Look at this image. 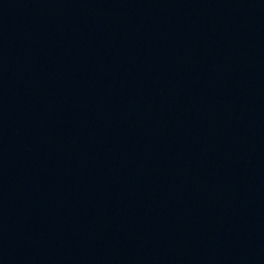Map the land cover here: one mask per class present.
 I'll return each mask as SVG.
<instances>
[{
  "label": "water",
  "instance_id": "obj_1",
  "mask_svg": "<svg viewBox=\"0 0 264 264\" xmlns=\"http://www.w3.org/2000/svg\"><path fill=\"white\" fill-rule=\"evenodd\" d=\"M0 264H264V0H0Z\"/></svg>",
  "mask_w": 264,
  "mask_h": 264
}]
</instances>
